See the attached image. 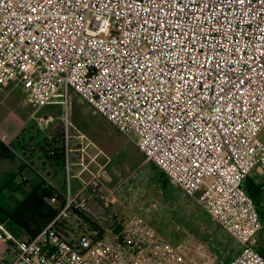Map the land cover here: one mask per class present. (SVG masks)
I'll list each match as a JSON object with an SVG mask.
<instances>
[{"label": "built area", "instance_id": "1", "mask_svg": "<svg viewBox=\"0 0 264 264\" xmlns=\"http://www.w3.org/2000/svg\"><path fill=\"white\" fill-rule=\"evenodd\" d=\"M15 81L38 106H62L66 157L73 92L233 238L226 264H264L243 187L264 170V0H0V89ZM102 184L95 173L72 194L67 181L32 238L0 220L12 257L0 264H183L142 217L121 220ZM76 212L106 234H61Z\"/></svg>", "mask_w": 264, "mask_h": 264}, {"label": "rangeland", "instance_id": "2", "mask_svg": "<svg viewBox=\"0 0 264 264\" xmlns=\"http://www.w3.org/2000/svg\"><path fill=\"white\" fill-rule=\"evenodd\" d=\"M70 93L69 134L74 138L81 133L83 140H89L93 148L97 146L100 149L103 154L101 157L108 158L105 168L109 178L103 182L100 191L120 219L125 221L126 217L134 216L147 218L158 236L179 249L183 264H226L238 250L233 238L212 221L194 200L184 198L180 189L152 162L145 161L136 145V138L121 134L77 94ZM50 107L55 111L47 106H38L21 84L15 81L10 84L5 98L0 101V119L8 128L23 130L22 134L18 131L16 137L32 140L33 148L38 150L36 142L43 138L49 140L55 135L49 127L51 125L54 129L55 126L50 122L43 124L40 120L50 114L58 115L59 112L60 119L62 118V106ZM61 123L62 121L55 119L60 135L57 134L58 137L64 136L61 130L63 127L60 129ZM11 137L13 135L0 133V140L5 144L11 143ZM258 137L264 141V129L259 132ZM17 153L20 152L15 151ZM17 159L0 164V210L13 207L23 196L21 181L27 179L24 169H27L30 160ZM33 160L39 163L36 158ZM16 171L20 172L16 178L17 183L8 182V176L12 179V173ZM246 186L244 181V187ZM251 195L262 218V228L256 236V248L264 250V204L258 203L260 200L253 193ZM7 248V241L2 240L0 263L11 261Z\"/></svg>", "mask_w": 264, "mask_h": 264}, {"label": "crops", "instance_id": "3", "mask_svg": "<svg viewBox=\"0 0 264 264\" xmlns=\"http://www.w3.org/2000/svg\"><path fill=\"white\" fill-rule=\"evenodd\" d=\"M10 84H8V85H6L0 89V101H2L5 98L6 91L9 88ZM46 106L49 109L55 111L50 106H61V105H46ZM59 114H60V112H59ZM59 114L58 115H51L50 114L48 117L42 118L40 120V122L43 124H47L50 122V124L55 126L54 129L52 128L51 125L49 126L50 131L55 133V135H53L52 137L50 136L51 138L49 140L44 139V138L43 139L47 140V141H50L52 139H57V141H56L57 145L64 144V136H61V137L57 136V134L59 135V133H58V127L55 124V119H58L61 122ZM4 121L7 122L6 120H4ZM41 126H42V124H41ZM61 128H62V123H61L60 129ZM61 130L63 131V129H61ZM18 131L20 134L23 133V130H19V128H17V129L8 128L7 124L2 123V121L0 119V133L13 135V137H11L12 138L11 142H16V140L19 141L20 144H18V146L22 145V143H26V141H29V143L31 144L30 151H26L25 153H23L22 151L19 150L20 153L15 154V151H18V150H13L14 154H15L14 159H12V160L5 159V160L0 161V164H1V163H5V162H10V161H16L17 158L18 159L19 158H21V159L26 158V159L30 160V164L26 166L27 169H24L26 172V175H27V179H29V181L27 182V185L21 184V187H23L24 189H28L31 182L34 181V178L36 176L39 177V179L44 180L45 183H47V185H50V186L56 188L59 192L64 191L66 184H67V181H68V184H69V187L71 189L72 194H76L78 192V190L80 189L81 185L85 181L89 180V178L91 177L92 174L99 173L102 175L103 182L108 181V178H109L108 177V171L105 168V165L109 161L108 158L101 157V156H103V154L101 153L100 149H98V147L94 146V145L93 146L95 148H93L92 144L89 140L85 141L83 139L82 140L79 139L77 137V135L81 134V133L76 134L74 138L71 137L68 140L67 146H68L69 150L67 149V157L66 156L64 157V166H50L48 159H46L44 157V155H43V153L40 150V147L38 145L41 141H43V139L41 141L36 142V146H37L38 150H35L33 148V145H32V140L24 139L23 137H22V139L16 137V133L18 134ZM132 136L134 138H136L134 135H132ZM83 138H84V136H83ZM34 158H36L39 161V163L34 161L33 160ZM66 163L68 164V169H66ZM24 166H23V168H24ZM7 172H8V170H7ZM14 173H12V174H14ZM17 177H18L17 175L14 177L12 176V179H11L10 176H8L7 180H12V183H17V181H16V180H18V179H16ZM244 181H246V184H247L246 187H244ZM244 181H243V187L249 193V195L253 198V196L251 195L253 193L255 195V197L260 200L258 203L264 204V170H261L258 167L254 168L249 173V175L245 178ZM181 193H182L184 198L187 197L186 195L183 194L182 191H181ZM82 196L87 197L88 194L82 193ZM187 198L192 199L196 202V200L194 198H190V197H187ZM253 200H254V198H253ZM140 217H142V216H140ZM126 218L130 219L132 217H126ZM142 219L145 220L146 222L150 223L149 221L146 220L147 218L145 219L144 217H142ZM156 220H158L157 217H156ZM150 225L152 226L151 223H150ZM237 247H238L237 249L239 250L240 247L238 244H237ZM258 251L261 253H264V250L260 249V247H258Z\"/></svg>", "mask_w": 264, "mask_h": 264}, {"label": "trees", "instance_id": "4", "mask_svg": "<svg viewBox=\"0 0 264 264\" xmlns=\"http://www.w3.org/2000/svg\"><path fill=\"white\" fill-rule=\"evenodd\" d=\"M56 141L57 139L50 141L43 139L38 145L44 157L48 159L50 166H64L65 146L64 144L57 145ZM18 144L20 142L17 140L9 144H5L0 140V161L14 159L13 150H20L23 153L30 151L31 144L29 141L19 146ZM18 174L19 172H16L12 176L14 177ZM36 177L28 189L21 187L23 196L13 207L0 210V220L4 221L7 227L16 235H24L27 238L34 237L43 227L50 223L56 217L64 202L62 194L56 188L47 185L44 180ZM28 181L29 179H23L21 184L27 185ZM8 182H12V180H8ZM54 195H56V201L51 203L50 199ZM56 228L66 237L85 230L97 233L92 235L95 240L102 238L106 234L105 228L78 212L70 218L60 219ZM119 228L118 226V229L116 228L114 231L118 232ZM261 254L264 255V253Z\"/></svg>", "mask_w": 264, "mask_h": 264}]
</instances>
